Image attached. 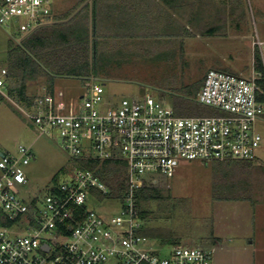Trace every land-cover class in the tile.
<instances>
[{
    "label": "built area",
    "instance_id": "2783aa9c",
    "mask_svg": "<svg viewBox=\"0 0 264 264\" xmlns=\"http://www.w3.org/2000/svg\"><path fill=\"white\" fill-rule=\"evenodd\" d=\"M52 2L0 0V26L29 35L50 23ZM252 45L262 58L258 64L253 55L248 74L206 73L196 100L218 110L215 115H179L152 94L109 104L96 77L85 79L76 104L58 101L44 86L23 109L25 116L42 133L57 131L75 160L96 165H78L47 193H32L25 169L31 148L1 152L0 264H213V250L200 246L175 244L165 255L145 247L136 195L174 176L181 160H258L264 146V40L258 29ZM8 83V68L0 63V101L11 99ZM107 161L126 164L110 183L99 172ZM102 195L119 203L117 214L89 207L90 198Z\"/></svg>",
    "mask_w": 264,
    "mask_h": 264
},
{
    "label": "rangeland",
    "instance_id": "374dc122",
    "mask_svg": "<svg viewBox=\"0 0 264 264\" xmlns=\"http://www.w3.org/2000/svg\"><path fill=\"white\" fill-rule=\"evenodd\" d=\"M76 2L53 0V5L64 10ZM214 2L218 3L217 0ZM243 2L245 16L240 20V28L234 22L228 25L224 35L191 34L183 49L160 45L139 54L120 57V47L107 46L116 41H100L96 56L98 79L95 81L104 84L105 100L109 104H117L126 97L152 94L164 104L180 110L182 114L179 115H215L213 109L196 100L206 73L210 69L228 68L248 74L253 55L256 56L252 37L257 29L264 40V0ZM215 3L214 8L217 7ZM77 18L81 17L78 15ZM12 33L0 26V63H6L10 41L13 45L21 44L33 32L21 36ZM261 58L259 53L258 64ZM85 81L75 76H57L53 83L56 98L68 104L78 103L80 94L85 92ZM43 87L36 81L31 82L28 93H41ZM10 98L0 101V154L17 153L21 144L30 147L33 158L25 168L29 177L27 186L32 193L41 190L45 194L57 180L66 179L65 172H71L78 165L63 148L57 131L42 133L23 112L30 106L11 95ZM259 130L264 138V123H259ZM252 166L262 170L256 178L251 177L252 185L259 186L256 190L261 191L258 194L262 202L257 207L245 200H226L246 188V178L241 175L244 165L181 160L174 176L164 177L155 185L161 189L163 200L151 203L156 214L169 216L151 222L173 229L182 236L183 245L213 250V264H253V252L243 246L249 245L251 238L264 245V146ZM89 207L110 216L119 212L120 205L110 198L95 197L89 199ZM212 237L223 240L213 243ZM219 243L232 248H221ZM172 246L162 247L159 240L152 238L145 242V247L161 255H165Z\"/></svg>",
    "mask_w": 264,
    "mask_h": 264
},
{
    "label": "trees",
    "instance_id": "16d2710c",
    "mask_svg": "<svg viewBox=\"0 0 264 264\" xmlns=\"http://www.w3.org/2000/svg\"><path fill=\"white\" fill-rule=\"evenodd\" d=\"M216 8V18L218 22L202 34L224 35L231 23L237 22V28L241 27L240 20L244 19L243 0H220ZM216 5V4H215ZM218 8V10H217ZM244 15V16H243ZM98 47L91 43L90 32L84 21H79L70 26L64 23L54 24L52 31L43 33V30H37L27 36L21 44L13 45L9 43L8 57L6 66L8 68V91L9 94L19 101L30 106L33 100L40 93L29 94L28 87L31 82H38L41 86H46L53 91V83L57 76H87L96 70V56ZM256 58L259 59V53L256 52ZM224 71L235 72L228 68H218ZM94 73V72H93ZM198 102V101H197ZM190 109V106L188 104ZM209 107V106H208ZM218 113L219 111L210 107ZM177 114H182L180 110L174 109ZM76 164L82 167L94 168L95 162L75 160ZM217 165L227 163L231 166L244 165L241 175L245 176L246 188L240 194L228 197L229 199H247L253 205L262 202L259 194L261 191L256 189L259 186H253L251 177L259 176L261 169L253 167L254 161L246 160H214ZM126 164L122 161L104 162L99 172L103 179L110 183V179L115 172L124 170ZM235 187V186H232ZM123 191V190H122ZM259 193V194H258ZM105 198V196H101ZM164 196L161 189L156 186H143L137 191L136 201L140 210L142 219L149 220L144 222L140 233L148 238L157 239L161 243L175 245L181 244L182 236L175 233L173 229L162 225H155L151 220H159L165 217V214H156L151 207L152 201L163 200Z\"/></svg>",
    "mask_w": 264,
    "mask_h": 264
},
{
    "label": "crops",
    "instance_id": "0c3cea01",
    "mask_svg": "<svg viewBox=\"0 0 264 264\" xmlns=\"http://www.w3.org/2000/svg\"><path fill=\"white\" fill-rule=\"evenodd\" d=\"M217 1L218 3L214 0H77L73 7L64 10L58 5H53L52 2L51 21L38 30L50 33L54 24L64 23L65 26H70L84 21L90 32L91 43L98 47L100 41H116L112 43L113 45L107 46L120 47V57L139 54L142 50L160 45L166 48L180 46V49H183L185 41H188L191 34L201 35V31L218 22L214 8V3L216 6L219 5V0ZM78 15L81 18L78 19ZM97 74V71H92L90 75L75 77L97 78ZM52 93L55 96L54 88ZM226 200H245L251 203L247 199L226 198ZM260 204L261 202L255 205L251 203L256 207ZM217 240L223 239L212 237L211 242L216 243ZM256 242L255 238H251L249 245H244L243 248L253 252L251 261L253 264H264V245ZM163 245L169 244L161 243L162 247ZM219 246L232 248L231 245L223 243H219Z\"/></svg>",
    "mask_w": 264,
    "mask_h": 264
}]
</instances>
